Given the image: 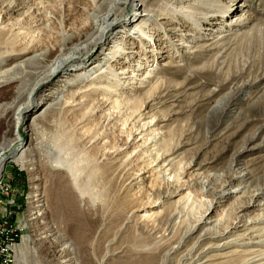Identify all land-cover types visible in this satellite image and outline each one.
<instances>
[{"label":"bare ground","instance_id":"obj_1","mask_svg":"<svg viewBox=\"0 0 264 264\" xmlns=\"http://www.w3.org/2000/svg\"><path fill=\"white\" fill-rule=\"evenodd\" d=\"M238 1L0 0V169L23 145L14 163L34 173L43 167L67 188L72 180L86 185L93 175L115 178V197L141 201L119 229L123 238L155 230L157 214L147 215L153 208L176 199L188 214L200 191L215 193L162 264H264V184H247L250 172L234 163L227 175L201 173L211 159L193 170L196 157L177 154L190 145L185 132L196 144L204 121L211 124L200 150L219 126L225 125L227 143L255 123L247 144L264 130V0ZM154 106L163 115L149 116ZM186 113L192 119L175 143L160 125ZM177 164L196 173L184 181ZM72 189L90 206L87 192ZM34 198L32 220L38 221L46 204ZM216 206L224 208L212 217ZM251 209L262 213L252 218ZM176 213L180 218L178 209L170 218ZM50 238L47 232L39 240L50 245ZM118 238L109 242L116 243L109 262L127 253Z\"/></svg>","mask_w":264,"mask_h":264},{"label":"rangeland","instance_id":"obj_2","mask_svg":"<svg viewBox=\"0 0 264 264\" xmlns=\"http://www.w3.org/2000/svg\"><path fill=\"white\" fill-rule=\"evenodd\" d=\"M245 1L239 0L238 3H245ZM135 13L136 10L132 12V16ZM256 13L262 12L249 10L247 15ZM232 18H227L224 24H227ZM155 67L156 65L151 66L152 69ZM161 68L162 64L160 63L156 69L161 70ZM172 75L173 72L167 73L168 77ZM254 90V88L249 89V91ZM147 111L150 113L149 116L163 115L162 109L157 106L150 107ZM34 114L30 115L26 125L34 120ZM200 114L201 112L198 113V115ZM191 116V113L178 115L171 121L160 125V130L174 134L176 143L181 132H185V128H188L192 119ZM209 123L206 121L202 123V134H199L195 140L196 144H194L193 136L185 132L184 141L190 145H185L177 154L181 153V156L189 161L196 157L198 165L193 170L197 169L199 164L204 163L205 160L211 159L210 162L212 163L200 171L210 176L216 173L227 175L232 163H234V168L237 170L250 172L252 177L247 180V184L252 187L262 186L264 184V130L254 142L246 143L247 137L253 133L259 124L255 123L245 127L246 129L236 135L231 143L224 141L225 125L219 126L214 134L215 137L200 150L198 147L204 143L203 133L209 129ZM2 127L0 126V144L2 143ZM23 135L25 141L28 142L29 134L24 132ZM246 145L248 148L235 156L236 151ZM23 148V145L14 147L18 153ZM14 153L7 155L6 162L0 169V233L2 230L8 232V229L11 231L17 229L16 232L24 235V238L22 242L20 236L13 242L10 237L4 239L2 244L5 245L4 249H7L8 253L9 245L21 243L15 249V256L0 255V264H59L61 261L69 260L70 257L74 261L73 263L67 262V264H100L106 259H108V264H162L163 256L170 246L180 240L182 234L188 226L195 222L197 217L204 215L208 207L206 201H212L215 197V193L207 195L204 194V191H200L196 196L198 202L195 208L188 214L182 212L183 207L177 206L176 199L170 200V204L168 203L165 209L153 208L154 210L147 212V215L157 214L153 218L156 224L155 230H151V228L150 231L148 230L149 232L132 230L123 238L118 233L119 229L131 209L138 206L141 201L139 203L130 202L127 199L115 197V192L120 187V183L115 178H105L98 181L96 175H93L88 184L85 185L78 180L76 183L72 180L73 182L70 181V186L67 188L63 184H57L58 181L51 179L43 167L39 168L40 172L34 173L14 163L13 161L18 155L14 156ZM179 165H176V169L184 181L187 179L185 176L189 177L196 173H192L193 170L188 171L179 167ZM214 182L218 184L215 179ZM76 185L83 192H87L86 198L89 200L90 206L86 207L77 201L76 191L72 189ZM198 188L203 190L201 186ZM161 191L162 193L165 192V190ZM36 195L46 204V207L41 211L43 218L38 221L32 220V214L35 213L32 207ZM143 200L145 202V199ZM231 202L226 203V207ZM259 202L264 203V196L259 199ZM223 208L216 206L211 216L215 217L218 211L223 210ZM175 209L181 213L180 218L177 213L173 218H170ZM261 213L257 209H251L248 216L255 218ZM183 220L185 221L183 222ZM47 232L51 235L50 245L48 242L39 240ZM116 235L119 237L118 240H122L126 246L127 253L121 259L109 262L108 252L116 246V243L110 245L109 242ZM67 250H70L71 256L62 257L64 254L61 253Z\"/></svg>","mask_w":264,"mask_h":264},{"label":"built area","instance_id":"obj_3","mask_svg":"<svg viewBox=\"0 0 264 264\" xmlns=\"http://www.w3.org/2000/svg\"><path fill=\"white\" fill-rule=\"evenodd\" d=\"M16 231H17V229L16 230L14 229L12 231L8 229V232H5L2 230V232L0 233L1 234L0 235V255H7V257H10L12 255L15 256L14 248L18 243H16V244L12 243L11 246L9 245V253H8V251H6L7 249H4L5 245H3L2 242L4 241L5 238L8 239V237L12 238V242L16 241V238H19V236L21 239L20 241H22L24 238V235H21L20 233H18ZM20 231H21V229H20ZM10 247L12 248L11 250H10Z\"/></svg>","mask_w":264,"mask_h":264}]
</instances>
